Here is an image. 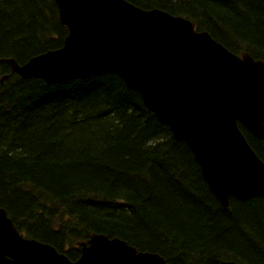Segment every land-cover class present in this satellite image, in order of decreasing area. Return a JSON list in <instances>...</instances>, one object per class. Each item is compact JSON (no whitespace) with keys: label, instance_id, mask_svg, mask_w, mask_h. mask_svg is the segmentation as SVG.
Masks as SVG:
<instances>
[{"label":"trees","instance_id":"obj_1","mask_svg":"<svg viewBox=\"0 0 264 264\" xmlns=\"http://www.w3.org/2000/svg\"><path fill=\"white\" fill-rule=\"evenodd\" d=\"M127 1L264 61V0ZM66 34L54 0H0V208L17 230L70 260L93 232L167 264H264V195L232 196L225 210L187 145L119 75L49 84L11 72ZM238 127L264 162V141Z\"/></svg>","mask_w":264,"mask_h":264},{"label":"water","instance_id":"obj_2","mask_svg":"<svg viewBox=\"0 0 264 264\" xmlns=\"http://www.w3.org/2000/svg\"><path fill=\"white\" fill-rule=\"evenodd\" d=\"M67 28L62 46L11 72L55 84L111 72L184 142L221 206L264 195V162L238 127L264 141V61L234 54L181 15L127 0H54ZM5 76L1 78L3 80ZM0 264H167L155 252L90 233L70 260L22 236L0 208ZM223 264H240L226 261Z\"/></svg>","mask_w":264,"mask_h":264},{"label":"bare ground","instance_id":"obj_3","mask_svg":"<svg viewBox=\"0 0 264 264\" xmlns=\"http://www.w3.org/2000/svg\"><path fill=\"white\" fill-rule=\"evenodd\" d=\"M224 262H226V261H224ZM234 262V261H233Z\"/></svg>","mask_w":264,"mask_h":264}]
</instances>
